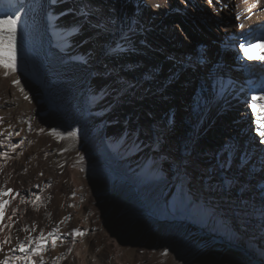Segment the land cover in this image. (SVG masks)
I'll return each instance as SVG.
<instances>
[{
    "label": "bare ground",
    "instance_id": "bare-ground-1",
    "mask_svg": "<svg viewBox=\"0 0 264 264\" xmlns=\"http://www.w3.org/2000/svg\"><path fill=\"white\" fill-rule=\"evenodd\" d=\"M196 12L208 14L203 30L193 25ZM8 17L16 21V53L27 68L8 73L0 66V191L13 190L0 197L7 201L0 218V264H27L22 258L38 245L33 264H152L155 259L140 252L144 234L137 229L134 245L124 247L120 239L109 243L113 230L99 207L105 196L97 202L87 197L92 179L68 160L54 129L56 113L66 116L49 79L50 55L68 65L57 73L67 101L79 98L77 109L94 94L117 91L116 113L106 112L102 136L114 150L123 146V135L134 133L146 166L152 165V152L159 156L156 170L171 176L167 205L181 181L189 187L181 178L186 170L205 191L228 198L249 182L264 188L263 169L243 175L238 170L264 159V137L253 126L246 129V116L255 119L252 96H264V60L258 59L264 56V0H0V20ZM0 39L8 40L6 30ZM179 55L186 68L175 65ZM222 72L232 74L234 88H217ZM135 112L139 117L130 124ZM143 121L153 129L146 131ZM195 147L208 154L190 158ZM222 156H229L224 165ZM80 212L91 215L82 259L73 255L77 236L69 235L79 229ZM21 244L26 252L19 250Z\"/></svg>",
    "mask_w": 264,
    "mask_h": 264
},
{
    "label": "rangeland",
    "instance_id": "rangeland-1",
    "mask_svg": "<svg viewBox=\"0 0 264 264\" xmlns=\"http://www.w3.org/2000/svg\"><path fill=\"white\" fill-rule=\"evenodd\" d=\"M207 15L206 12L195 13V20L192 21L195 28L203 30L206 27ZM169 38L171 40L172 37ZM18 51L15 45V71L23 72L27 68V60L20 59L16 53ZM179 57L175 65L186 68V62L181 55ZM50 58L49 79L57 86L56 96L64 105L62 112L66 116L62 118L56 113L54 129L63 137L61 144L68 160L92 179L87 197H94L97 202L100 196H105V201L103 204L99 203V207L103 217L108 218L107 225L113 230L109 243L114 244V240L120 239L124 247L134 245L132 230L137 229L144 234L139 237L142 240L140 252L154 257L152 264H264L263 187L257 190L249 182L237 197L231 193L228 198L219 193H211L209 189L205 191L202 183L195 181L194 173L186 170L181 178L187 181L189 187L186 188L181 181V186L174 189L172 203L167 205L164 195L171 176L168 170H156L154 164L159 156L152 152V165L146 166L144 156L139 151L141 142L134 143V133L127 132L123 135V146L114 150L107 146L102 136V119L108 112L116 113L114 96L117 91L94 94L85 100L83 110L77 109L79 98L67 101L61 92L63 79L57 73L66 70L68 65L55 55H50ZM221 69L222 67L219 72ZM232 77L228 72L219 73L217 88L221 91L234 88L231 86ZM152 90L155 91L156 88ZM137 117L139 115L135 112L128 122L131 124ZM68 119L72 121L71 124ZM254 121L252 117L246 116V129L254 127L258 130L259 126ZM143 126L146 131L153 129L145 121ZM69 132H75L76 136H68ZM230 143L233 144V141ZM231 148L234 149L232 145ZM194 151L198 156H194L192 152L190 158L197 159L208 154L209 150L195 147ZM238 155L232 160L236 161ZM225 157L222 156V165L229 158ZM243 164L245 166H239L238 169L240 175L248 172L255 174L256 169L264 170V159L252 161L250 167L246 162ZM117 171L128 181L120 178ZM109 202L111 205L105 207ZM76 216L79 230L91 232L88 226L91 215L88 217L80 212ZM76 242L79 244L73 255L82 259L87 256L83 236H77Z\"/></svg>",
    "mask_w": 264,
    "mask_h": 264
},
{
    "label": "snow or ice",
    "instance_id": "snow-or-ice-1",
    "mask_svg": "<svg viewBox=\"0 0 264 264\" xmlns=\"http://www.w3.org/2000/svg\"><path fill=\"white\" fill-rule=\"evenodd\" d=\"M239 18V17H237ZM243 27V25H241ZM7 31L8 33V40L7 43L5 44L3 39H0V66L5 67L6 69L11 70L12 72L15 71V32H16V21L13 20L11 17H8L7 19L0 20V32L2 31ZM243 48V45L241 46ZM245 51V54L247 55V48H243ZM251 59V57H249ZM260 60H264V56L258 57ZM7 75V73H6ZM14 84H18L19 81L15 80L13 81ZM27 99V97H25ZM252 103L250 105L252 109L253 116L255 117V123L259 126V129H264V103H257V101H264V96H252L251 98ZM259 135L261 137H264V130H259ZM41 132L44 131V129H40ZM53 135H59L58 133L53 130ZM19 135V133H17ZM68 136L70 137H75L76 133L75 132H69ZM63 138V137H61ZM261 143H264V140H261ZM15 151V149H13ZM41 175H43L41 173ZM13 190L12 189H7V191H0V197L6 196L9 193H11ZM18 195V193H17ZM15 199V197H13ZM39 199V198H37ZM7 204V201L0 200V218L3 217L4 215V208L5 205ZM65 219H71V217H66ZM58 231V229H57ZM49 235H52V233H49ZM69 235L73 236H84L85 233L77 228H73ZM41 241L44 239L43 234H41L40 237ZM5 244L9 243L7 239L4 241ZM56 244V238L53 239L52 245L55 247ZM39 245L37 246V249H34L31 255L35 256H40V251H39ZM20 251H25L26 248L23 244L20 245L19 248ZM69 252L72 251L71 248L68 249ZM31 255H26L22 259H24L27 264H33V261L31 259ZM42 262V258H41ZM6 264V261L4 262Z\"/></svg>",
    "mask_w": 264,
    "mask_h": 264
}]
</instances>
